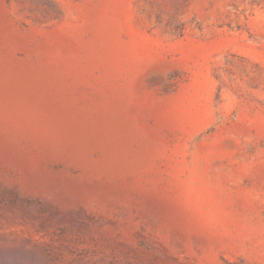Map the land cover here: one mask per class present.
Masks as SVG:
<instances>
[{
  "label": "rangeland",
  "instance_id": "obj_1",
  "mask_svg": "<svg viewBox=\"0 0 264 264\" xmlns=\"http://www.w3.org/2000/svg\"><path fill=\"white\" fill-rule=\"evenodd\" d=\"M0 264H264V0H0Z\"/></svg>",
  "mask_w": 264,
  "mask_h": 264
}]
</instances>
